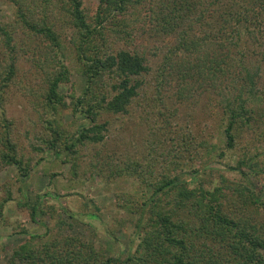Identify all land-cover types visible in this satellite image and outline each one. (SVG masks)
I'll use <instances>...</instances> for the list:
<instances>
[{"label": "trees", "instance_id": "obj_1", "mask_svg": "<svg viewBox=\"0 0 264 264\" xmlns=\"http://www.w3.org/2000/svg\"><path fill=\"white\" fill-rule=\"evenodd\" d=\"M11 1L16 14L14 30L13 24L0 23V36L10 52L15 50L13 32L18 27L45 39L58 51L65 48L56 30L63 13L75 29L71 42L86 86L82 95L70 94L69 98L89 122L72 133L60 121H49L48 133L41 139L55 152H65L69 157L81 145L103 142L108 121H99L101 115L128 113L143 86L151 82L153 70H157L158 91L165 90L164 76L172 80L174 75L181 82V90L199 87L208 99L207 107L213 105L216 96L219 119L212 120L228 149L235 148L255 123L264 126V0H100L95 23L87 20L83 0ZM144 10L151 24L149 34L161 40L164 49L156 68L144 52L124 47L112 50L107 45L108 21L122 26L120 31L125 32L129 25L125 17ZM3 64L0 60V69ZM176 66L182 67L181 73ZM7 69L0 77V163L16 165L25 175L29 161L3 112L4 94L14 80L15 57ZM69 72L68 65L61 62L50 78L45 100L55 112L70 104L59 91L60 85L69 81ZM208 113L212 115L209 109ZM211 147L218 149V142L212 141ZM263 154L261 150L246 154L232 169L249 180L264 172L260 163ZM195 172L196 177L167 173L158 180L146 178L143 184L150 189L148 197L137 207L127 200L130 209L136 208L132 212L138 214L140 229L136 249L125 258L107 255L76 234L37 243L36 239L45 235L23 230L29 238L14 249L10 262L264 264L263 189L255 190L246 180L233 183L224 174L220 175L222 184L207 187L201 181V171ZM225 188L231 189L240 203L227 206ZM30 208L35 220L39 202Z\"/></svg>", "mask_w": 264, "mask_h": 264}, {"label": "rangeland", "instance_id": "obj_2", "mask_svg": "<svg viewBox=\"0 0 264 264\" xmlns=\"http://www.w3.org/2000/svg\"><path fill=\"white\" fill-rule=\"evenodd\" d=\"M99 4L100 0H83L89 22L95 23ZM147 13L144 10L126 16L129 25L125 32L120 31L122 26L108 21L107 45L112 50L124 47L144 52L156 68L162 62L164 49L162 41L149 34ZM15 19L13 2L0 0V23L13 24L14 30ZM56 30L65 47L61 51L21 27L13 32V52L6 49L4 37L0 36V60L4 63L0 77L8 72L11 57H15L14 80L4 94L3 112L29 161L25 175L16 165L0 163V264H11L14 249L29 238L23 230L45 235L36 239L37 243L76 234L107 255L125 258L136 249L140 229L138 214L132 212L136 208L130 209L126 202L132 200L137 207L139 201L148 197L150 189L143 184L146 178L158 180L167 173L196 177L195 171L199 170L207 187L222 184L221 174L233 183L246 180L232 167L246 154L264 151V126L255 123L235 148L228 149L212 120L219 119L216 96L213 105L207 107L208 99L199 87L181 90V82L174 75L172 80L164 76L165 90L158 91L157 70L149 75L151 82L143 86L128 113L101 115L99 121H108L103 142L81 145L69 157L65 152L47 148L41 137L48 133L49 121H60L72 133L89 122L70 103V94H83L86 80L71 42L75 29L64 13ZM61 62L68 65L70 72L69 81L62 83L59 91L70 104L55 112L46 106L45 93ZM177 68L181 73L182 67ZM212 141L218 142V149H212ZM260 159L264 165V154ZM246 181L255 190L263 189L264 200V172ZM225 191L229 198L225 200L227 206L232 208L240 203L231 189ZM36 202L40 211L34 220L30 206Z\"/></svg>", "mask_w": 264, "mask_h": 264}]
</instances>
